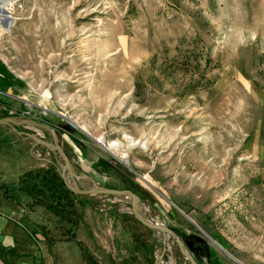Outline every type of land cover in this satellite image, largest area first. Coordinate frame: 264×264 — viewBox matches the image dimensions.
<instances>
[{
    "label": "rangeland",
    "instance_id": "374dc122",
    "mask_svg": "<svg viewBox=\"0 0 264 264\" xmlns=\"http://www.w3.org/2000/svg\"><path fill=\"white\" fill-rule=\"evenodd\" d=\"M8 8L2 116L55 129L78 175L135 193L145 217L174 231L198 264H264V0H10ZM2 131L27 162L30 150L63 166ZM83 198L72 232L30 204L43 210L50 239L67 246L68 264H191L173 238L164 246L135 219L129 200Z\"/></svg>",
    "mask_w": 264,
    "mask_h": 264
},
{
    "label": "crops",
    "instance_id": "0c3cea01",
    "mask_svg": "<svg viewBox=\"0 0 264 264\" xmlns=\"http://www.w3.org/2000/svg\"><path fill=\"white\" fill-rule=\"evenodd\" d=\"M2 115L0 112V118ZM2 128L5 127H0V264H68L64 252L67 246L62 242L52 244L46 238L47 229L39 217L43 210L30 208L31 198L16 186L24 173L42 168L48 162L34 158L30 150L28 160L33 163L22 159L21 143L13 140L5 143ZM151 232L158 239L159 233Z\"/></svg>",
    "mask_w": 264,
    "mask_h": 264
},
{
    "label": "water",
    "instance_id": "95a60500",
    "mask_svg": "<svg viewBox=\"0 0 264 264\" xmlns=\"http://www.w3.org/2000/svg\"><path fill=\"white\" fill-rule=\"evenodd\" d=\"M0 127H9L11 128L18 136L32 141V149H37L38 147H43L47 149L51 154L55 156L58 160L60 159L63 163V166L60 169V175L63 179L66 187L76 196L79 197H118L125 198L129 200L132 213L135 219L144 225L147 229L157 232L163 237V245L165 246V239L167 236L173 238L177 243L181 253L186 259L190 261L191 264H198L194 257L188 252L186 245L180 239V237L171 229L167 228L164 225L151 222L149 219L142 217L141 208H140V198L130 190H116L106 187L96 185L92 179L88 176L78 175L73 167L72 162L70 161L68 155L60 144L59 137L55 129L51 128L48 125L42 124L34 120H26L22 118L14 117H4L0 118ZM22 129L23 131H20ZM42 130L46 131L51 135V141L44 139L43 137L38 136L35 133H30L27 130ZM44 161L51 163V160L45 159ZM81 181H90L93 185L91 188H82L79 185ZM160 259H158L159 261Z\"/></svg>",
    "mask_w": 264,
    "mask_h": 264
},
{
    "label": "trees",
    "instance_id": "16d2710c",
    "mask_svg": "<svg viewBox=\"0 0 264 264\" xmlns=\"http://www.w3.org/2000/svg\"><path fill=\"white\" fill-rule=\"evenodd\" d=\"M7 117L6 115L1 118ZM18 190L25 192L32 200L33 206H42L52 212L56 217L66 221L70 225V231H74L80 224V216L76 211V200L88 203L86 198L74 195L65 185L60 175L57 161L49 163L48 169H38L25 175L16 185ZM77 215V219L73 216ZM46 238L53 244L47 231ZM71 241H75V233H72Z\"/></svg>",
    "mask_w": 264,
    "mask_h": 264
},
{
    "label": "bare ground",
    "instance_id": "6f19581e",
    "mask_svg": "<svg viewBox=\"0 0 264 264\" xmlns=\"http://www.w3.org/2000/svg\"><path fill=\"white\" fill-rule=\"evenodd\" d=\"M10 4V0H0V13L1 12H4V11H8L10 8H8V5ZM0 16H1V14H0ZM1 28V27H0ZM45 34H46V32H45ZM33 39V38H32ZM47 40V39H46ZM49 40V39H48ZM35 41V40H34ZM50 43V42H49ZM34 44V43H33ZM50 46V45H49ZM47 48V47H46ZM58 48V47H57ZM57 48H55V49H57ZM48 49V48H47ZM47 49H45V50H47ZM86 130V129H85ZM104 139V138H103ZM103 139H101V142H104V140ZM105 143V142H104ZM137 143V142H136ZM119 144V143H118ZM108 147V146H107ZM109 147L111 148V149H118L119 147H117V144L116 143H113V144H110L109 145ZM108 147V148H109ZM116 151V150H115ZM115 151H113V153H115ZM117 152V151H116ZM126 156L124 155L123 157L121 156V158H125ZM123 160V159H122ZM141 215H142V217L144 216V211L143 210H141Z\"/></svg>",
    "mask_w": 264,
    "mask_h": 264
}]
</instances>
